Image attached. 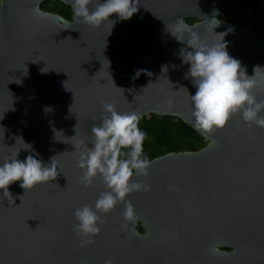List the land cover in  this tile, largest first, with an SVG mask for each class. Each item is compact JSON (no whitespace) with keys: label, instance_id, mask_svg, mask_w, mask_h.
I'll return each instance as SVG.
<instances>
[{"label":"water","instance_id":"water-1","mask_svg":"<svg viewBox=\"0 0 264 264\" xmlns=\"http://www.w3.org/2000/svg\"><path fill=\"white\" fill-rule=\"evenodd\" d=\"M44 1L0 0V163L16 152L45 162L57 155L62 173L30 190L13 182V198L0 195V264H264V128L240 115L198 150L151 159L149 175L135 177L150 189L127 197L134 223L121 203L93 243L82 244L73 230L75 209L104 190L99 177L84 187L77 166L81 141L107 115L103 104L140 117L176 116L201 134L181 54L191 49L170 30L183 18L206 43L226 33L228 53L253 75L264 68L253 8L227 21L220 15L238 0H137V13L113 15L112 28L111 20L93 27L44 11ZM60 1L73 9L74 0ZM214 13L215 29L207 21ZM254 94L264 99V88Z\"/></svg>","mask_w":264,"mask_h":264},{"label":"clouds","instance_id":"clouds-1","mask_svg":"<svg viewBox=\"0 0 264 264\" xmlns=\"http://www.w3.org/2000/svg\"><path fill=\"white\" fill-rule=\"evenodd\" d=\"M90 3L91 0H74L73 14L74 19L93 27L111 20L113 28L116 23L110 19L113 15L126 20L138 11L137 0H96L94 7H90ZM207 21L214 29L221 24L216 13ZM170 31L191 49L186 54L182 49L181 54L183 61L190 64L186 78H191L196 88L195 94L190 96L195 127L205 139L211 140V136L225 128L234 115H240L249 126L264 128V99H258L254 94L255 89L264 88V68L257 65L253 69L254 74L248 75L241 61L228 53L223 39L226 33H219L223 34L219 42L206 43L183 18L178 19ZM183 33L190 34L188 40L181 39ZM103 108L107 115L92 127L91 140L81 141L83 150L77 162L82 169L80 183L84 187L91 186L97 177L104 184V190L94 204H84L74 211L76 223L73 230L84 237L82 244L94 242L93 238L101 232L100 225L105 222V215L121 203L124 205V220L133 223L138 220L135 206L127 197L133 192L150 189L149 185L135 179L136 176L149 175L154 163L144 152L147 134L139 127L140 115L136 112L121 113L108 102L103 104ZM18 153L10 154V158L0 163V189L3 190L0 195L4 198H13L8 188L13 182L20 181L21 188L30 190L42 183L55 181L62 173L57 155L50 162H45L34 155L21 160ZM104 264H115V261L106 259Z\"/></svg>","mask_w":264,"mask_h":264},{"label":"trees","instance_id":"trees-1","mask_svg":"<svg viewBox=\"0 0 264 264\" xmlns=\"http://www.w3.org/2000/svg\"><path fill=\"white\" fill-rule=\"evenodd\" d=\"M238 1H245L247 4L243 9L246 7H252L253 8V15L251 18V24L255 31L257 32L258 36L261 39H264V2L263 3H256L252 2V4H248V0H238ZM67 6V11L64 13L66 17H72L73 11L70 6ZM242 9V10H243ZM241 10V11H242ZM221 17V16H220ZM188 22L192 23L195 21L194 18H188ZM162 115L157 114H149L146 116H141L139 127L142 131H144L147 135L143 144L144 152L147 154L149 159H153L156 156L165 154L170 151H184L182 150V145L180 143H174L173 137L177 132L184 133V134H194L195 140H191L188 142V150H198L205 145H207L208 140L205 139L204 135L198 133L196 130H194L190 125L185 123L182 119L179 117L172 118V122L168 123V120H163ZM168 118V117H167ZM145 121V124H142L141 122ZM179 125H182V127H179ZM176 129V130H175ZM149 135H152L157 140L162 139L166 142V148L160 150L159 154H152L147 150L148 146V139L147 137Z\"/></svg>","mask_w":264,"mask_h":264},{"label":"rangeland","instance_id":"rangeland-1","mask_svg":"<svg viewBox=\"0 0 264 264\" xmlns=\"http://www.w3.org/2000/svg\"><path fill=\"white\" fill-rule=\"evenodd\" d=\"M252 2L263 3L264 0H248V4H252ZM246 5L247 4L245 3V1H236L233 4H230L220 16L224 20L231 21ZM43 7L47 9L58 10L64 13L67 11L66 4L61 2L60 0H48L43 3ZM262 41L264 42V39H262ZM174 117L175 116H163L162 119L168 120L169 123L173 121L172 118ZM141 123L145 124L146 122L142 121ZM179 127H182V125H179ZM147 139V150L152 154H159L160 150L165 149L167 147L165 140H157L152 135H149ZM191 140H195L194 134L188 135L177 132L173 137V142L180 143L182 145V150H188V142Z\"/></svg>","mask_w":264,"mask_h":264},{"label":"flooded vegetation","instance_id":"flooded-vegetation-1","mask_svg":"<svg viewBox=\"0 0 264 264\" xmlns=\"http://www.w3.org/2000/svg\"><path fill=\"white\" fill-rule=\"evenodd\" d=\"M46 1H48V0H46ZM46 1H44V2H46ZM44 2H42L41 3V5H40V7H41V9L42 10H44V11H48V12H52V13H57V14H60V15H62V16H64L65 18H67V19H69V20H72L73 18H74V14L72 15V17H66V15L64 14V12H60V11H58V10H53V9H47V8H44L43 7V3ZM67 5V4H66ZM69 6V5H68ZM71 7V6H70ZM72 9V8H71ZM72 11H73V9H72ZM137 225H138V228H139V230L140 231H143V229H142V227H141V225H140V223L139 222H137Z\"/></svg>","mask_w":264,"mask_h":264}]
</instances>
